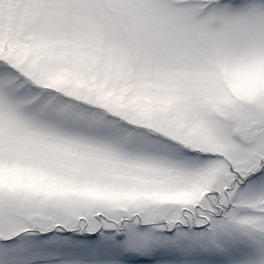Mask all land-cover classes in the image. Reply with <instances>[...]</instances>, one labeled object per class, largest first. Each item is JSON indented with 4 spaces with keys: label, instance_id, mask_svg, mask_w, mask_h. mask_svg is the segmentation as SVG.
<instances>
[{
    "label": "snow or ice",
    "instance_id": "1",
    "mask_svg": "<svg viewBox=\"0 0 264 264\" xmlns=\"http://www.w3.org/2000/svg\"><path fill=\"white\" fill-rule=\"evenodd\" d=\"M0 264H264V0H0Z\"/></svg>",
    "mask_w": 264,
    "mask_h": 264
}]
</instances>
